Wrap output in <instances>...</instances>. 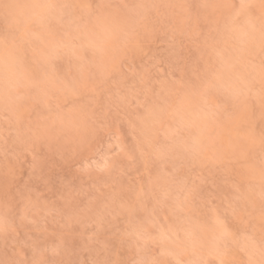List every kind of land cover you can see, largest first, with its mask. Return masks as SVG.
Instances as JSON below:
<instances>
[{
    "label": "rangeland",
    "instance_id": "obj_1",
    "mask_svg": "<svg viewBox=\"0 0 264 264\" xmlns=\"http://www.w3.org/2000/svg\"><path fill=\"white\" fill-rule=\"evenodd\" d=\"M241 2L0 0L19 38L0 43V262L259 264L264 52ZM39 3L76 7L42 26ZM128 21L98 69L88 39Z\"/></svg>",
    "mask_w": 264,
    "mask_h": 264
},
{
    "label": "snow or ice",
    "instance_id": "obj_2",
    "mask_svg": "<svg viewBox=\"0 0 264 264\" xmlns=\"http://www.w3.org/2000/svg\"><path fill=\"white\" fill-rule=\"evenodd\" d=\"M5 8L12 7L11 5H4ZM28 7L37 10L35 12V21L39 23L40 25L44 26L46 25L50 20L52 19H63L66 15H69V10L76 7V5H70V4H56V3H39V4H33L29 5ZM230 7L238 9L239 12H243L246 16L251 17L255 5L248 4L242 2L237 5H231ZM259 11H260V28H259V42L262 49V52H264V0H260L259 4ZM31 19V18H30ZM136 21H128L126 22L127 30L124 28H115L110 27L108 25H102L101 26V32L97 35V38L95 39H88L87 44L88 47L93 50L94 57L97 60V67L100 70H103L104 68V61L105 58L108 56H114L116 53L113 51V49L116 47V45L113 43V40H120L121 36L124 39H135L139 35L138 32H136L135 29ZM85 32L90 31L87 24L82 25ZM242 39H248L252 38L250 37L249 33L245 32L242 34ZM9 39H12L13 41L19 39L16 36H13L12 34L8 33L5 29V36L0 43L4 44L5 50L7 51L8 47V41ZM20 63V60L16 57H13L10 53L4 58V66L6 71V79L7 84L5 87V98H10V94L13 91V89L17 86V82L14 81V77L17 76V67ZM54 68L58 69L57 65L53 66ZM261 72L264 73V57H262L261 60ZM86 82L84 83V87H91L95 84V80L91 76L82 77ZM196 149V145H193V150ZM260 172L262 177V185H264V130L261 131L260 135ZM240 211L239 206L233 208V213H237ZM218 225L224 230L225 235H231L228 231L227 225L224 221L218 220ZM261 228L262 231H264V198H262V204H261ZM255 247V245H254ZM259 253L261 256V260L259 261V264H264V236H262L261 242L259 244ZM0 264H8V262H0ZM97 264H106V262H97ZM152 264H160L159 261H153ZM211 264H216L215 261H212ZM220 264H226L224 260L220 261ZM249 264H254V262L250 259Z\"/></svg>",
    "mask_w": 264,
    "mask_h": 264
}]
</instances>
